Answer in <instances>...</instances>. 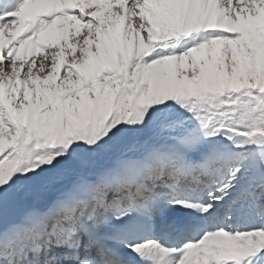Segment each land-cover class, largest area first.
Masks as SVG:
<instances>
[{
  "label": "snow or ice",
  "instance_id": "snow-or-ice-1",
  "mask_svg": "<svg viewBox=\"0 0 264 264\" xmlns=\"http://www.w3.org/2000/svg\"><path fill=\"white\" fill-rule=\"evenodd\" d=\"M0 264H264V0H0Z\"/></svg>",
  "mask_w": 264,
  "mask_h": 264
}]
</instances>
